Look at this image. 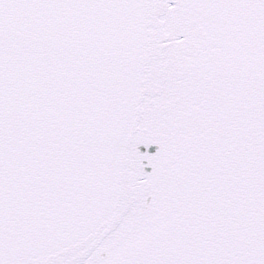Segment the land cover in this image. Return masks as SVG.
<instances>
[{
  "label": "snow or ice",
  "instance_id": "snow-or-ice-1",
  "mask_svg": "<svg viewBox=\"0 0 264 264\" xmlns=\"http://www.w3.org/2000/svg\"><path fill=\"white\" fill-rule=\"evenodd\" d=\"M0 264H264V0H0Z\"/></svg>",
  "mask_w": 264,
  "mask_h": 264
}]
</instances>
